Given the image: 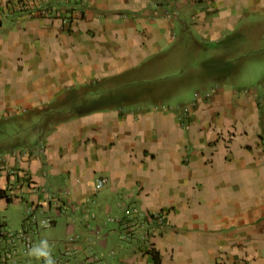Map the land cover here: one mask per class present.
Returning <instances> with one entry per match:
<instances>
[{"label": "crops", "instance_id": "0c3cea01", "mask_svg": "<svg viewBox=\"0 0 264 264\" xmlns=\"http://www.w3.org/2000/svg\"><path fill=\"white\" fill-rule=\"evenodd\" d=\"M2 232L56 264H264V0H0Z\"/></svg>", "mask_w": 264, "mask_h": 264}, {"label": "clouds", "instance_id": "9594fccd", "mask_svg": "<svg viewBox=\"0 0 264 264\" xmlns=\"http://www.w3.org/2000/svg\"><path fill=\"white\" fill-rule=\"evenodd\" d=\"M27 255L41 261V264H56L52 246L47 239H42L38 243L33 244V246L28 249Z\"/></svg>", "mask_w": 264, "mask_h": 264}, {"label": "built area", "instance_id": "2783aa9c", "mask_svg": "<svg viewBox=\"0 0 264 264\" xmlns=\"http://www.w3.org/2000/svg\"><path fill=\"white\" fill-rule=\"evenodd\" d=\"M20 5V4H19ZM103 181H99L98 182V185H102ZM32 235L30 233H27V232H20L18 234H7V233H0V239L1 240H8L7 242L9 244H15L17 242H22L25 249H30L34 242H33V239H32ZM9 255L8 253L5 254V257L3 259V262L4 260L6 261L8 259Z\"/></svg>", "mask_w": 264, "mask_h": 264}, {"label": "rangeland", "instance_id": "374dc122", "mask_svg": "<svg viewBox=\"0 0 264 264\" xmlns=\"http://www.w3.org/2000/svg\"><path fill=\"white\" fill-rule=\"evenodd\" d=\"M246 81H248V80H246ZM150 82H151V84H154V83H156L157 81L155 82V78H154V79H152ZM253 82H255V81L252 80V79L249 80V83H250V84H254Z\"/></svg>", "mask_w": 264, "mask_h": 264}]
</instances>
